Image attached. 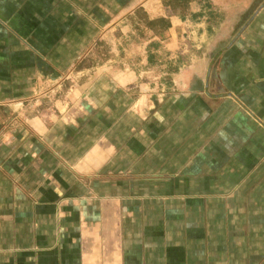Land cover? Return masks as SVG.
Listing matches in <instances>:
<instances>
[{"label": "crops", "instance_id": "0c3cea01", "mask_svg": "<svg viewBox=\"0 0 264 264\" xmlns=\"http://www.w3.org/2000/svg\"><path fill=\"white\" fill-rule=\"evenodd\" d=\"M0 264H264V0H0Z\"/></svg>", "mask_w": 264, "mask_h": 264}]
</instances>
